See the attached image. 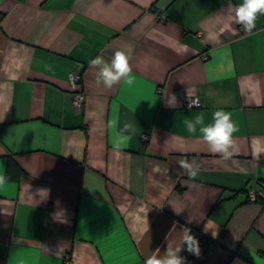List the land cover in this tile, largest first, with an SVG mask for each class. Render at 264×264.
Listing matches in <instances>:
<instances>
[{
	"label": "crops",
	"instance_id": "1",
	"mask_svg": "<svg viewBox=\"0 0 264 264\" xmlns=\"http://www.w3.org/2000/svg\"><path fill=\"white\" fill-rule=\"evenodd\" d=\"M240 3L0 0V264H143L184 227L201 249L186 264H264V201L246 194L264 185V15L245 32ZM116 50L132 83L98 87L90 61ZM217 109L239 129L229 161L183 123Z\"/></svg>",
	"mask_w": 264,
	"mask_h": 264
},
{
	"label": "clouds",
	"instance_id": "2",
	"mask_svg": "<svg viewBox=\"0 0 264 264\" xmlns=\"http://www.w3.org/2000/svg\"><path fill=\"white\" fill-rule=\"evenodd\" d=\"M234 20L241 25L245 32H251L256 27L258 16L264 15V0H242V3L231 9ZM130 55L126 51L116 50L111 59L107 60L103 55H97L90 61V67L96 70L95 84L103 86L106 89H112L114 86L126 81L132 83L130 64ZM171 106V105H170ZM191 107V104L190 106ZM188 133L195 135L197 131L207 144L211 153L218 154L222 160L229 161L237 153L235 134L238 132V126L232 120L231 114L223 109H217L212 113L210 123H205L203 113L196 115L194 118H186L183 121ZM136 128L133 124L126 123L120 130L119 135L124 140H130ZM122 143L114 144L116 150H120ZM178 166L187 175L189 180H195L199 174V166L194 165L187 159H180ZM7 185V177L0 171V191L4 190ZM37 193L48 195V189H37ZM53 219L65 222L63 211L54 212ZM60 217V219H58ZM191 222V221H189ZM175 230V225L172 231ZM180 245H173L167 241L163 253L157 248L150 256L144 259L143 264H186V258L180 255L182 250L199 257L201 249L198 239L191 233L187 227L182 228Z\"/></svg>",
	"mask_w": 264,
	"mask_h": 264
},
{
	"label": "built area",
	"instance_id": "3",
	"mask_svg": "<svg viewBox=\"0 0 264 264\" xmlns=\"http://www.w3.org/2000/svg\"><path fill=\"white\" fill-rule=\"evenodd\" d=\"M207 57L206 54L202 55V58L205 59ZM68 81L71 90H73V93L71 95V104L73 108L78 109L81 107L83 101H84V93L78 89V86L81 81V74L78 70H71L68 72ZM157 92L161 91V88L158 87L156 89ZM182 103L184 107H189L191 104V107H197L199 105V101L194 96H185L182 99ZM247 198L250 201H260L262 198H264V185L260 186L258 189L249 187L246 189ZM193 235L197 234V231L191 232Z\"/></svg>",
	"mask_w": 264,
	"mask_h": 264
},
{
	"label": "trees",
	"instance_id": "4",
	"mask_svg": "<svg viewBox=\"0 0 264 264\" xmlns=\"http://www.w3.org/2000/svg\"><path fill=\"white\" fill-rule=\"evenodd\" d=\"M260 201H264V198H262Z\"/></svg>",
	"mask_w": 264,
	"mask_h": 264
}]
</instances>
